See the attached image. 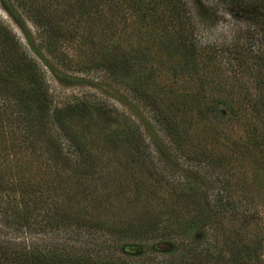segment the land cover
Segmentation results:
<instances>
[{
    "label": "trees",
    "instance_id": "1",
    "mask_svg": "<svg viewBox=\"0 0 264 264\" xmlns=\"http://www.w3.org/2000/svg\"><path fill=\"white\" fill-rule=\"evenodd\" d=\"M0 6V264H264V0Z\"/></svg>",
    "mask_w": 264,
    "mask_h": 264
},
{
    "label": "rangeland",
    "instance_id": "2",
    "mask_svg": "<svg viewBox=\"0 0 264 264\" xmlns=\"http://www.w3.org/2000/svg\"><path fill=\"white\" fill-rule=\"evenodd\" d=\"M217 9L220 12V14L223 15L219 20V25L223 29L222 33L227 35L228 30H229V26L227 27V25L232 23V21L230 20L229 16H227V13L225 12V8L223 7V5H219V7H217ZM0 17L6 23H8L13 28V30L16 31V33L18 34L19 37L24 36V34H23L24 31L23 30L21 31L15 24L12 23L11 19L8 17V15H6V13L3 11L1 6H0ZM29 26H30V22L29 23L27 22L25 29H26V31L29 29L28 35L30 38H33L35 35H34L33 31L30 30ZM222 37H224V36L222 35ZM57 74L60 75L59 72ZM87 79H89V78L87 77ZM49 81H50L51 89L53 90V94L57 99H59V101H60V99L61 100H63V99L70 100L74 97H77V96L79 97L85 92L86 94L88 93L90 95L94 94L93 98H98L99 100L104 99L110 104L113 103L119 109H121L122 104H124V105H126L125 107H126V109L129 110L130 113H135V115H137V113H138V110L131 103H129L127 100L123 99L122 97H121L122 98L121 99L120 96L118 94H116L115 92H112L110 90V88L105 87V86L101 87L99 85L98 88L94 89L92 86L94 85L95 82H93L92 86H90V85L82 86L81 84H79L80 82H75V80H68V82H65V83H58V82L54 81L53 79L49 78ZM88 87H89V90H87ZM106 93H109L110 95H107ZM112 93L115 95L114 98H116L119 101V103L113 101V99H112L113 94ZM120 103H122V104H120ZM154 137H156V135ZM148 140H151V139H148ZM261 197H264V194H262ZM158 248L164 250L167 248V245L161 244L158 246Z\"/></svg>",
    "mask_w": 264,
    "mask_h": 264
}]
</instances>
